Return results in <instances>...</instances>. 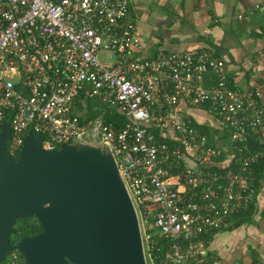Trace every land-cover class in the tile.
I'll return each mask as SVG.
<instances>
[{
	"label": "built area",
	"instance_id": "built-area-1",
	"mask_svg": "<svg viewBox=\"0 0 264 264\" xmlns=\"http://www.w3.org/2000/svg\"><path fill=\"white\" fill-rule=\"evenodd\" d=\"M131 1L0 0V125L10 126L8 153L18 156L29 129L42 136L43 150L100 145L114 158L142 246L145 229L150 264H219L207 235L252 203L251 172L263 154L250 152L249 141L264 145V104L256 90L228 85L212 50L134 57L140 38ZM255 9L264 19V0ZM101 51L116 59L102 62ZM207 74L214 82L204 86ZM80 94L127 121L114 128L104 113L80 119ZM181 99L204 106L229 129L231 157L242 154L237 169H212L208 162L222 149L184 117ZM189 155L198 168L183 162ZM158 239L167 245L156 261ZM18 258L12 249L4 261Z\"/></svg>",
	"mask_w": 264,
	"mask_h": 264
},
{
	"label": "water",
	"instance_id": "water-1",
	"mask_svg": "<svg viewBox=\"0 0 264 264\" xmlns=\"http://www.w3.org/2000/svg\"><path fill=\"white\" fill-rule=\"evenodd\" d=\"M0 125V264L14 248L23 264H147L138 217L111 153L76 142L43 150L29 129L17 157ZM35 217L41 231L14 244L10 233Z\"/></svg>",
	"mask_w": 264,
	"mask_h": 264
},
{
	"label": "crops",
	"instance_id": "crops-1",
	"mask_svg": "<svg viewBox=\"0 0 264 264\" xmlns=\"http://www.w3.org/2000/svg\"><path fill=\"white\" fill-rule=\"evenodd\" d=\"M259 1L132 0L130 18L140 38V44L132 54L143 59L194 48L212 50L224 62L228 85L256 90L264 104V19L255 9ZM213 82V75L207 74L203 84L209 86ZM179 106L184 117L207 136L209 143L222 149L220 156L208 162L212 169L220 171L213 167L222 169L233 162L228 147L230 132L223 122L204 106H190L184 99L180 100ZM183 162L199 166L194 156H187ZM251 205L253 213L246 222L226 229L229 224L208 237L207 247L218 258L219 264H230L221 261L226 243L232 244L233 248L228 253L252 252L253 257L245 258L244 264H264V170L254 187ZM223 235L226 236L224 239ZM215 237L221 243L213 242ZM259 248L261 262L254 259Z\"/></svg>",
	"mask_w": 264,
	"mask_h": 264
},
{
	"label": "trees",
	"instance_id": "trees-1",
	"mask_svg": "<svg viewBox=\"0 0 264 264\" xmlns=\"http://www.w3.org/2000/svg\"><path fill=\"white\" fill-rule=\"evenodd\" d=\"M91 99L93 98H87L83 101L82 95L80 94L77 97V108L76 112H81L80 119H92L98 114L104 113V119L106 122H109L112 124L114 128L121 127L126 121L127 118H125L123 115H121L116 110H107L105 109V106L97 101L92 103ZM7 120V119H6ZM252 141H249L250 146V152H257L262 151V156L259 157L258 161L253 165V170L251 172V179L253 182V189L252 194L254 191V187L257 184L259 177H261L263 170H264V145L260 143H251ZM242 156V154L237 153L234 161L229 163L226 167L220 169V166L213 167L215 169H219L222 172H226L228 170H235L238 167L239 164V158ZM256 182V183H255ZM252 204V203H251ZM249 205L247 208L242 209L240 212H237L233 214L230 218V225L226 227L230 228L233 226H239L242 223L246 222L250 216H252L253 213V207L252 205ZM41 231V225L37 221L35 217L30 218H24L21 220H18L14 226L12 227L11 233H10V242L14 244L18 239L24 236H33ZM220 230L212 232L210 235H207V238L210 237L212 234L218 232ZM167 243L163 239H158V247L159 250L155 252V260L157 261V258H159L162 253L166 249ZM1 264H6V261L2 262ZM18 264H22V258L20 256Z\"/></svg>",
	"mask_w": 264,
	"mask_h": 264
},
{
	"label": "rangeland",
	"instance_id": "rangeland-1",
	"mask_svg": "<svg viewBox=\"0 0 264 264\" xmlns=\"http://www.w3.org/2000/svg\"><path fill=\"white\" fill-rule=\"evenodd\" d=\"M99 59L102 62H104V63L112 62V61H114L116 59V55H115V53H113L111 51H101L99 53ZM91 101H92V103H94L97 100H96V98H93V99H91ZM85 138H89V137L86 136ZM139 219H140V222H141V216H140ZM141 231H142V236H143V239H144L143 240V246H144V252H145V259H146L147 264H150V260L148 258L147 243H146L145 238H144L145 237V229H144L143 226H141ZM152 231L155 232L156 230L153 229ZM218 235H219L218 238L220 239V234H218ZM225 237L226 236L223 235L222 239H224ZM225 241H226V239H225ZM213 242H216L217 244L221 243L220 240H216V237L213 238ZM231 243H233V239L231 240ZM231 246H232V244L230 245L229 243H226L225 247L223 248L226 252L221 254V261L222 262H229L230 264H244L246 262L245 258L248 259L249 257L250 258L253 257V254H252L251 251H248V253L242 252V253H239V254H237V253L236 254L228 253L229 250L233 249V248H231ZM220 247H223V245L220 246ZM236 249H238V248H236ZM256 250H260V248L256 249ZM231 252H233V251H231ZM260 252H261V250L260 251H256V254L254 255V259H257L259 262H261L260 261L261 260V256H260L261 253ZM218 255L220 256V248L218 249ZM18 261H19V258L17 259L15 264H18ZM22 264H23V260H22ZM261 264H263V263L261 262Z\"/></svg>",
	"mask_w": 264,
	"mask_h": 264
},
{
	"label": "bare ground",
	"instance_id": "bare-ground-1",
	"mask_svg": "<svg viewBox=\"0 0 264 264\" xmlns=\"http://www.w3.org/2000/svg\"><path fill=\"white\" fill-rule=\"evenodd\" d=\"M76 143V142H75ZM85 143V142H84Z\"/></svg>",
	"mask_w": 264,
	"mask_h": 264
},
{
	"label": "clouds",
	"instance_id": "clouds-1",
	"mask_svg": "<svg viewBox=\"0 0 264 264\" xmlns=\"http://www.w3.org/2000/svg\"><path fill=\"white\" fill-rule=\"evenodd\" d=\"M14 249V248H13ZM20 255V254H19Z\"/></svg>",
	"mask_w": 264,
	"mask_h": 264
},
{
	"label": "flooded vegetation",
	"instance_id": "flooded-vegetation-1",
	"mask_svg": "<svg viewBox=\"0 0 264 264\" xmlns=\"http://www.w3.org/2000/svg\"><path fill=\"white\" fill-rule=\"evenodd\" d=\"M15 158V157H14Z\"/></svg>",
	"mask_w": 264,
	"mask_h": 264
}]
</instances>
